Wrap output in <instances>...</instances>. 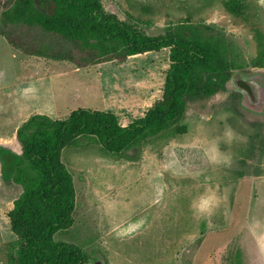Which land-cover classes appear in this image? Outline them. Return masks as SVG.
Segmentation results:
<instances>
[{
	"label": "rangeland",
	"instance_id": "374dc122",
	"mask_svg": "<svg viewBox=\"0 0 264 264\" xmlns=\"http://www.w3.org/2000/svg\"><path fill=\"white\" fill-rule=\"evenodd\" d=\"M0 0V147L18 151L16 133L32 114L65 117L110 110L124 123L162 98L169 49L79 66L68 40L37 26L10 30ZM107 12L150 35L198 27L220 36L229 79L212 94L187 96L180 120L127 153L92 136L62 150L76 187L74 224L55 233L88 254L87 264H264V0H103ZM249 82L255 101L246 96ZM250 87V86H247ZM4 158V157H3ZM0 159V264L22 245L4 216L19 188ZM210 197L208 209L194 203Z\"/></svg>",
	"mask_w": 264,
	"mask_h": 264
},
{
	"label": "trees",
	"instance_id": "16d2710c",
	"mask_svg": "<svg viewBox=\"0 0 264 264\" xmlns=\"http://www.w3.org/2000/svg\"><path fill=\"white\" fill-rule=\"evenodd\" d=\"M3 19L11 45L21 47L10 32L14 25L37 26L53 38L72 43L82 57L69 59L79 66L124 62L169 49L171 64L162 98L144 117L127 124L113 111L85 107L65 117L35 113L17 130L18 151L0 147L3 165L6 161L13 165L4 178L20 189L4 210L23 242L14 264H87L89 257L82 247L54 238L74 224L76 187L61 160L62 150L79 138L92 136L106 150L126 154L139 141L177 123L185 112L187 96L212 94L228 81L231 63L225 43L220 36L191 25L150 35L107 12L103 0H21L3 11Z\"/></svg>",
	"mask_w": 264,
	"mask_h": 264
},
{
	"label": "clouds",
	"instance_id": "9594fccd",
	"mask_svg": "<svg viewBox=\"0 0 264 264\" xmlns=\"http://www.w3.org/2000/svg\"><path fill=\"white\" fill-rule=\"evenodd\" d=\"M210 202H211L210 197H204L200 201L194 203V208H196L199 211H205L208 209V205Z\"/></svg>",
	"mask_w": 264,
	"mask_h": 264
},
{
	"label": "flooded vegetation",
	"instance_id": "af4514ba",
	"mask_svg": "<svg viewBox=\"0 0 264 264\" xmlns=\"http://www.w3.org/2000/svg\"><path fill=\"white\" fill-rule=\"evenodd\" d=\"M245 84H247V86H250V87H247L244 88V87H239V89L241 90H244L246 91V96L247 97H250V99H252L253 101H255V96H254V88H252V86L250 85L249 82H245ZM263 91H264V85H263Z\"/></svg>",
	"mask_w": 264,
	"mask_h": 264
}]
</instances>
